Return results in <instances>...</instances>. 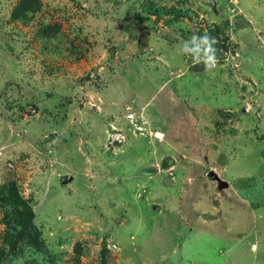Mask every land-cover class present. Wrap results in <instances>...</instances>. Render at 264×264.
Wrapping results in <instances>:
<instances>
[{
	"label": "rangeland",
	"instance_id": "374dc122",
	"mask_svg": "<svg viewBox=\"0 0 264 264\" xmlns=\"http://www.w3.org/2000/svg\"><path fill=\"white\" fill-rule=\"evenodd\" d=\"M0 264H264V0H0Z\"/></svg>",
	"mask_w": 264,
	"mask_h": 264
},
{
	"label": "clouds",
	"instance_id": "9594fccd",
	"mask_svg": "<svg viewBox=\"0 0 264 264\" xmlns=\"http://www.w3.org/2000/svg\"><path fill=\"white\" fill-rule=\"evenodd\" d=\"M204 43H207V40H205ZM208 59H209L210 62L215 64L216 60H215V58L213 56H209Z\"/></svg>",
	"mask_w": 264,
	"mask_h": 264
},
{
	"label": "trees",
	"instance_id": "16d2710c",
	"mask_svg": "<svg viewBox=\"0 0 264 264\" xmlns=\"http://www.w3.org/2000/svg\"><path fill=\"white\" fill-rule=\"evenodd\" d=\"M149 13H153V9L151 7L148 8Z\"/></svg>",
	"mask_w": 264,
	"mask_h": 264
},
{
	"label": "water",
	"instance_id": "95a60500",
	"mask_svg": "<svg viewBox=\"0 0 264 264\" xmlns=\"http://www.w3.org/2000/svg\"><path fill=\"white\" fill-rule=\"evenodd\" d=\"M208 175H209V176H212V173H211V172H208Z\"/></svg>",
	"mask_w": 264,
	"mask_h": 264
}]
</instances>
